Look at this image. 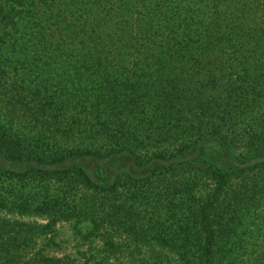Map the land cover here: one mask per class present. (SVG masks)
Listing matches in <instances>:
<instances>
[{"label": "trees", "instance_id": "obj_1", "mask_svg": "<svg viewBox=\"0 0 264 264\" xmlns=\"http://www.w3.org/2000/svg\"><path fill=\"white\" fill-rule=\"evenodd\" d=\"M35 1L39 0L32 4ZM36 5L45 10L34 13L37 22L30 31L37 30L36 37L42 36L43 40H37L39 46L41 41L48 44L34 53L36 63L44 59L60 63L73 53L69 50L78 48L84 56L129 65L156 49L159 86L171 88L163 101H145L152 114L129 120L122 89L110 96L112 88L102 84L99 88L108 98L109 113L98 129L88 131L89 136L101 135L100 152L68 150L67 158L73 162L60 171L56 167H67L65 159L52 161L38 152L32 157V152L0 141L1 172L14 174L22 169L32 174L49 168L47 174L52 177L78 171L101 193L116 197L122 190L134 203L137 199L158 201L161 214L140 212V219L134 220L130 213L129 227L140 226L132 232L137 245L145 244L153 234L145 226L153 231L157 228L154 234L161 241L177 238L175 264H239L243 247L264 248V242L258 241L264 239V227L253 218L256 211L252 207L264 193V185L256 180L264 174V0H40ZM50 28L53 32L48 35ZM16 49V41L9 46L0 44V60L11 52L15 56ZM154 54L152 57L156 51ZM171 62L179 66L188 62L182 70L186 81L170 77L178 70L177 66L167 67ZM181 86L186 95L174 97ZM139 92L129 98L133 101ZM175 106L195 110L194 131L184 138L173 125L176 118L168 117ZM141 119L144 121L138 124L152 127L148 137H140L142 129L135 126ZM189 120L185 119L184 127H190ZM40 123L39 129H43ZM117 134L116 143L112 139ZM250 177L249 185L239 183ZM178 178L182 181L175 189L172 182ZM157 181L166 184H161L159 193H148L137 185L150 187ZM39 187V198L52 201H44L40 207L63 210L59 195L50 197L45 183ZM75 205L86 207L81 199ZM114 211L120 219V210ZM141 214L147 216L146 225ZM17 240L14 233L0 239V264H17L21 257ZM40 255L35 262H49ZM263 260L257 258L255 263L264 264Z\"/></svg>", "mask_w": 264, "mask_h": 264}, {"label": "rangeland", "instance_id": "obj_2", "mask_svg": "<svg viewBox=\"0 0 264 264\" xmlns=\"http://www.w3.org/2000/svg\"><path fill=\"white\" fill-rule=\"evenodd\" d=\"M32 2L34 0H0V44L9 46L16 41L17 45L15 56L11 52L0 60V141L7 142L10 147H16L20 151L25 150L27 154L32 152V157L38 152L49 156L52 161L65 159L67 167H56V170L64 171L73 162L68 160L66 151L100 152L101 135L97 134L96 138L88 134L89 130L98 129L109 113L106 108L108 98L99 86L108 84L112 88L110 96H114L117 89H122L121 95L127 102L129 120L140 117L136 115L152 114L148 110H152V107L146 105L145 101L155 103L166 98V90L171 87L164 89L159 86L160 71H157L156 49L142 54V58L133 59L129 65L114 60L106 61L96 56H84L78 48L69 50L68 53H73L60 63H50L47 59L36 63L34 53L48 44L41 41L39 46L40 41L37 40L42 39V36L36 37L37 30L30 31L37 22L34 13L45 10L42 5H36L40 0L35 1V4ZM52 29L46 34L53 32ZM18 49L21 50L20 53ZM155 51L156 57H152ZM175 66L178 70L170 77L179 82L186 81L185 71L182 70H185L188 62L181 66L176 62L167 65L172 69ZM144 85V90H139ZM139 91L142 93L135 95L132 101L129 95L138 94ZM185 91L183 86L176 88L174 97H184ZM181 109L184 111L180 112ZM187 110V106H175L168 116L176 118L173 125L183 138L194 131L192 121L195 120V110ZM187 118H190L189 128L184 127ZM141 121L144 119L135 124L139 125L138 129H142L139 136L148 137V131L152 127L148 125L144 128L138 124ZM40 122L44 124L43 129H39ZM41 133H44L42 137ZM119 137L120 134L114 135L112 140L117 143ZM42 138L46 140L45 145L42 144ZM22 171L24 170L16 169L14 174H6L0 170V239H6L10 233L18 236L17 253L21 257L17 264H38L35 261L40 260L37 257L39 253L40 257L48 258L49 262L44 261L45 264H175L174 259L178 257L177 238L169 237L172 241H161L154 234L158 233L157 228L153 231L150 226H145L147 216L143 214L141 217H145V225L143 222L141 225L153 233L145 244L137 245L132 234L140 226L129 227L130 213H134V220L140 219L137 215L140 212L155 210L156 214H161L158 201L137 199L134 203L122 190L116 193V197L114 194L101 193L78 171L60 172L52 177L47 174L49 168H45L43 173L27 174ZM185 175L187 174L183 176ZM261 176L263 179L257 177L256 180L264 185V174ZM181 181L178 178L172 182L175 189ZM252 181L250 177L239 183L249 185ZM41 183H45L46 189H49L50 197L59 195L58 204L63 210L40 207L44 201L52 202L49 198L43 201L39 198ZM161 184L166 186L160 181L150 187L147 183L137 185L148 193L150 190L151 193H159ZM79 199L86 204L84 209L75 205ZM3 201L13 204L5 207ZM252 207L256 211L253 218L258 223L262 222L261 227H264V193L262 200L257 198ZM116 208L124 219H117L113 215ZM68 209L73 213L70 218ZM80 210H83L81 215L78 213ZM90 215L92 218H89ZM123 220L126 222L119 224ZM48 225L49 229H41ZM258 241L263 243L264 239ZM245 248L247 247L242 248L239 264H257V258L264 257L261 255L264 248Z\"/></svg>", "mask_w": 264, "mask_h": 264}]
</instances>
